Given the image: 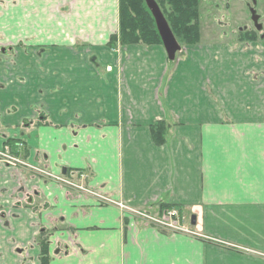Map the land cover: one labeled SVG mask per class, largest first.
Masks as SVG:
<instances>
[{
    "label": "crops",
    "instance_id": "1",
    "mask_svg": "<svg viewBox=\"0 0 264 264\" xmlns=\"http://www.w3.org/2000/svg\"><path fill=\"white\" fill-rule=\"evenodd\" d=\"M205 33L172 62L119 0H0V150L201 235L0 162V264H264V35Z\"/></svg>",
    "mask_w": 264,
    "mask_h": 264
},
{
    "label": "trees",
    "instance_id": "2",
    "mask_svg": "<svg viewBox=\"0 0 264 264\" xmlns=\"http://www.w3.org/2000/svg\"><path fill=\"white\" fill-rule=\"evenodd\" d=\"M156 1L179 42L182 40L186 45H195L200 42V0ZM119 28L122 45L136 43L163 45L155 20L145 0H119ZM241 34L245 40L254 41L257 39L254 31H245ZM116 39L117 37L114 35L112 40L116 41ZM151 129L155 141L158 144L164 143L166 130L164 123H156ZM11 140L8 139V141ZM44 243L47 242L43 241ZM42 258L43 264H47L45 254Z\"/></svg>",
    "mask_w": 264,
    "mask_h": 264
},
{
    "label": "rangeland",
    "instance_id": "3",
    "mask_svg": "<svg viewBox=\"0 0 264 264\" xmlns=\"http://www.w3.org/2000/svg\"><path fill=\"white\" fill-rule=\"evenodd\" d=\"M263 1L264 0H257L259 4V6H257L256 0H201L200 13L202 15L200 24H202L203 30L206 31L205 38L223 41H232V39L235 38L238 41L241 31L239 27L246 25L244 29L248 31L253 30L252 19L250 17L251 14L247 4H250V7L255 9V13H257ZM260 14H262V19L260 18V22L258 23L264 24V12ZM180 42L184 45L182 40H180ZM151 216L158 217V214H153ZM185 217V219L190 220L187 214ZM141 222L147 225L155 224L151 219H142ZM156 229L160 231L165 230L161 227Z\"/></svg>",
    "mask_w": 264,
    "mask_h": 264
},
{
    "label": "water",
    "instance_id": "4",
    "mask_svg": "<svg viewBox=\"0 0 264 264\" xmlns=\"http://www.w3.org/2000/svg\"><path fill=\"white\" fill-rule=\"evenodd\" d=\"M145 2L155 20L158 32L161 36L163 45L167 52L168 59L171 61H174L176 59L177 52L181 50V45L177 41L157 1L156 0H145ZM252 14H253L252 20L254 21L256 28L258 30H261L262 25L258 24L259 16L255 14L254 10H252ZM4 52H6V49H4ZM66 171L67 169H64L63 173L65 174ZM196 220H197L196 216L193 215L191 217V224L195 225Z\"/></svg>",
    "mask_w": 264,
    "mask_h": 264
},
{
    "label": "built area",
    "instance_id": "5",
    "mask_svg": "<svg viewBox=\"0 0 264 264\" xmlns=\"http://www.w3.org/2000/svg\"><path fill=\"white\" fill-rule=\"evenodd\" d=\"M0 157L3 162L13 167H18V165H26V163L22 162L18 157L10 155L8 153L0 152ZM79 188L87 191L83 187ZM134 213L142 219H151L159 228L161 227L168 231L180 232L190 235L197 234L184 224L183 218L180 216L179 212L176 209H164L158 217H152L147 213L138 212L136 210H134Z\"/></svg>",
    "mask_w": 264,
    "mask_h": 264
},
{
    "label": "flooded vegetation",
    "instance_id": "6",
    "mask_svg": "<svg viewBox=\"0 0 264 264\" xmlns=\"http://www.w3.org/2000/svg\"><path fill=\"white\" fill-rule=\"evenodd\" d=\"M256 2H257V0H256ZM256 4H257V6H259L258 2H257ZM247 6H248V9L250 10V14H251V12H252L253 9H252V7H250V6H251L250 4H247ZM257 11H258L257 13H259V15H260V17H261V19H262V15H261L260 12H259L260 10L258 9ZM255 14H256V13H255ZM250 17L252 18V15H250ZM250 20H251V19H250ZM259 22H260V21H259ZM262 24H263V23H262ZM245 26H246V25H245ZM245 26L239 27V30H241L240 33H243V32H245V31H248L247 29H244V28H246ZM252 26H253V27H252V28H253L252 31L255 32V31H256V30H255V27H254L255 24L253 23V21H252ZM263 26H264V24H263ZM256 32H257V31H256ZM240 33H239V34H240ZM257 33H258V35H260V36L264 35V28H263L262 31L257 32ZM240 37H241V38L243 37L242 34L240 35ZM5 139L8 140V139H10V138L7 137V138H5ZM17 144H20L19 141L17 142ZM4 148H6V147H4ZM17 156H20V155L18 154ZM16 169H18V168H16ZM20 169H24V168H20ZM72 184H73V182L70 183L69 185H72ZM69 185H66V186L69 187Z\"/></svg>",
    "mask_w": 264,
    "mask_h": 264
}]
</instances>
